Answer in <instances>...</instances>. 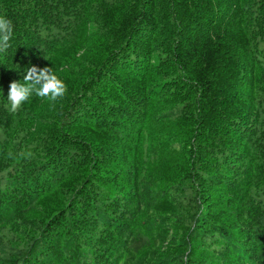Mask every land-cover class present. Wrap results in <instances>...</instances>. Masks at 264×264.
I'll use <instances>...</instances> for the list:
<instances>
[{"label": "trees", "instance_id": "trees-1", "mask_svg": "<svg viewBox=\"0 0 264 264\" xmlns=\"http://www.w3.org/2000/svg\"><path fill=\"white\" fill-rule=\"evenodd\" d=\"M0 15V264H264V0ZM33 65L67 91L11 113Z\"/></svg>", "mask_w": 264, "mask_h": 264}, {"label": "clouds", "instance_id": "clouds-1", "mask_svg": "<svg viewBox=\"0 0 264 264\" xmlns=\"http://www.w3.org/2000/svg\"><path fill=\"white\" fill-rule=\"evenodd\" d=\"M12 35L11 19L0 15V53H6L11 47ZM66 91L64 81L56 75L53 67L39 68L33 65L26 69L22 81L11 82L7 98L10 104L9 111L16 113L33 94L41 98L49 97L55 101L63 97Z\"/></svg>", "mask_w": 264, "mask_h": 264}]
</instances>
